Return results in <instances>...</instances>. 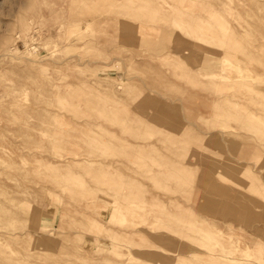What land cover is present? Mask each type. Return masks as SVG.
Here are the masks:
<instances>
[{
    "label": "rangeland",
    "instance_id": "374dc122",
    "mask_svg": "<svg viewBox=\"0 0 264 264\" xmlns=\"http://www.w3.org/2000/svg\"><path fill=\"white\" fill-rule=\"evenodd\" d=\"M0 264H264V0H0Z\"/></svg>",
    "mask_w": 264,
    "mask_h": 264
}]
</instances>
